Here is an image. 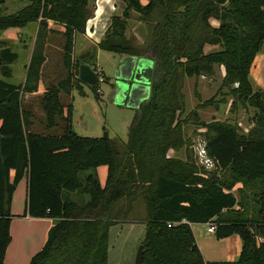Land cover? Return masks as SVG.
I'll list each match as a JSON object with an SVG mask.
<instances>
[{"label":"trees","instance_id":"16d2710c","mask_svg":"<svg viewBox=\"0 0 264 264\" xmlns=\"http://www.w3.org/2000/svg\"><path fill=\"white\" fill-rule=\"evenodd\" d=\"M21 1V10L0 15V33L38 26L23 84L8 82L18 54L0 41V264L11 242L13 195L25 175L22 217L53 222L29 264H107L108 231L117 224L144 225L142 264H264V96L249 80L264 44V0H119L124 11L111 18L96 48L154 62L150 96L135 112L125 143L106 134L80 137L72 129L73 92L84 95L78 68L87 65L77 62L75 44L93 17L91 0ZM132 19L147 29L137 48L127 39ZM54 34L63 41L64 78L44 87L38 132L24 96L43 84ZM215 66L224 69L218 92L234 99L232 109L255 111L247 133L227 122H201L200 109L218 110L224 100L202 102L197 92V107L182 118L185 79L210 76ZM89 88L98 96L97 83ZM189 122L204 130L213 165L206 176L189 155L184 161L168 155L187 144L183 126ZM103 166L104 187L97 175ZM238 185L239 199L233 194ZM199 224L214 225L219 240L238 236V260L205 262L190 227Z\"/></svg>","mask_w":264,"mask_h":264},{"label":"rangeland","instance_id":"374dc122","mask_svg":"<svg viewBox=\"0 0 264 264\" xmlns=\"http://www.w3.org/2000/svg\"><path fill=\"white\" fill-rule=\"evenodd\" d=\"M1 2L2 0H0ZM24 6L25 3L21 0H3L0 4V15H12ZM136 25L138 23L132 19L127 28V39L133 48L140 46V43L143 42L147 33V29L143 28L142 25L139 24L140 26L138 25V28ZM37 29V24L31 23L23 28H9L0 33V40L10 39L9 42L4 44L9 45L13 52L18 54V60L13 65L12 78L8 81L9 83H20L21 76L24 74V70L21 71L20 69L25 64V55L23 53L20 54V51L25 50L24 45L26 43L30 44L36 38ZM52 30L56 33L59 32V28L54 25L52 26ZM96 32H98L97 29L94 31L95 38H97L95 35ZM95 38L94 40H96ZM76 40L75 50L77 52L83 48L86 39L82 35H79ZM62 44V38L58 34H54L49 39L46 52L48 61L43 69L42 75L43 84L41 86L43 89L44 87L55 85L64 78ZM213 51L215 49L206 50L207 53ZM121 56L120 54L97 49L95 65L103 70L106 81L105 83L98 84L97 88L102 92L101 95L97 94L98 96L85 85H82L83 96L79 94L78 90H74L71 124L73 132L76 135L87 138H101L106 134L110 139H118L123 143L127 141L128 129L135 115V111L113 104L115 91L114 77L118 70ZM257 58L253 62L249 80L253 90L261 92L264 96V44ZM223 76L224 69L215 66L213 67V74L210 76H202L198 79H185L183 87L185 111L182 118L186 117L190 111L197 107L198 101L195 97V92H197L202 102L214 98V104H216L224 100V104H221L218 110L213 107L200 109L198 115L201 122L209 123L212 120L227 122L239 126L241 133H247L252 127L251 118L255 111L249 107L242 108L240 106L237 109H232L231 106L234 99L226 95V90L218 92ZM40 98L41 96L24 100L23 105L26 107L29 105L32 106L35 114L36 131L43 132V128L41 125L39 126L40 121L44 120V114L40 106ZM60 99L63 105L69 103V98L63 94L60 95ZM117 99L120 100V98ZM183 130L187 144L177 153L179 154L177 158L184 161L187 155H189L192 163L201 171V175L205 174L206 176L212 173L213 168L204 164L197 154L199 148H203L205 145L204 130L193 125L192 122L183 126ZM169 156L175 157L176 154L170 153ZM107 174L108 168L106 166L97 169L99 183L102 187L106 185ZM25 194L26 184L24 181H20L13 195L15 201L14 212H18V214H23L24 212ZM233 194L239 199L240 196L237 189L233 190ZM206 228L207 226L202 224L192 227L202 257L206 261H224L225 259L221 254L223 255L228 248L227 242L225 240H216L215 235L207 234ZM43 232L42 236H44L43 239L45 238L46 242L48 232L46 233L45 231L44 235ZM143 239V224H117L111 226L108 231L107 264H134L136 253ZM9 264L15 263L11 262Z\"/></svg>","mask_w":264,"mask_h":264},{"label":"crops","instance_id":"0c3cea01","mask_svg":"<svg viewBox=\"0 0 264 264\" xmlns=\"http://www.w3.org/2000/svg\"><path fill=\"white\" fill-rule=\"evenodd\" d=\"M91 1L92 2H90L89 7L92 8L93 10V17L87 22L85 34L82 35L86 39V43L84 44L83 48H81L80 51L76 52L75 50V57L77 59V62L81 64H87L90 67H91V64L93 63L95 64L96 62V55H97L96 47L103 40L105 32L110 25L111 18L114 16H120L122 12L124 11V5L119 0H91ZM141 2L142 4H146L144 0H142ZM129 24L130 22H128V26ZM138 25H136L137 28H138ZM52 26L53 24L50 23L49 29H52ZM57 27L59 28V32L62 31L61 27L59 26ZM96 29L98 30V32L95 33L97 38L94 37V31H96ZM94 38L96 40H94ZM9 40L5 39V40H0V41L9 42ZM34 43H35V38L32 41V43L30 44L26 43L24 45L25 50L20 51V54L23 53V55H25V64L22 65L23 67L20 69L21 71L24 70V74L21 76L20 83L16 85L23 84L26 79V71H27V67L30 62ZM75 47H76V44H75ZM258 55L256 56L255 59H258L257 58ZM137 59L151 60L149 58H137ZM119 62L120 63H119L118 70L116 71V74L114 77V82L119 81L123 83L129 78L128 69L131 66V62L129 61V57L127 56H121ZM13 65L11 66L12 73H13V69H12ZM43 92H44V89L40 84L38 87V91L33 94L25 95L24 100H28L29 98L40 97L42 96ZM147 94L150 95V91L147 92L146 88L144 87H140L139 89H137L131 97L129 96L123 97L120 93L114 92L113 104L118 105L120 107H126L136 112L140 108V106L145 102L144 99L146 98ZM117 98H120V100H118ZM121 101H123L124 103L123 105L119 104ZM128 104L130 105L129 107L127 106ZM170 153L175 155V153H173L172 151H170L168 155ZM178 155L179 154H176V156ZM13 176H14V172H11L10 173L11 180L13 179ZM21 181L22 182L24 181V183L27 184L26 175L23 176ZM239 187L240 185H238L235 189H238ZM25 198H26V194H25ZM14 202L15 201L13 199L11 207H10V214L13 216L11 220V224H10L11 242L6 250L4 264H7V263L9 264L11 262H14L15 264L29 263L31 258L36 253H38L44 245L45 238L43 239L44 236H42V232L46 231L47 233L52 227L53 222L52 220H49V219H30L27 217L23 218L22 217L23 214H18V212H14V207H15ZM202 225L207 226L206 228V232H207L208 224H202ZM193 226L194 225L190 226L191 230ZM44 232H43V235H44ZM192 233H193V230H192ZM210 235H215V234H210ZM193 236H194V233H193ZM194 238L196 241V237ZM216 240H219V239H216ZM221 240H225L228 246V248L225 250V253H223V255L221 254V256H223L225 259L222 262H236L239 258L241 248H242V243H241L240 238L234 235L229 238L221 239ZM196 244L200 251V248L197 242ZM16 251H17V254H16ZM204 261L205 262H221V261H214V260L206 261L205 259Z\"/></svg>","mask_w":264,"mask_h":264},{"label":"water","instance_id":"95a60500","mask_svg":"<svg viewBox=\"0 0 264 264\" xmlns=\"http://www.w3.org/2000/svg\"><path fill=\"white\" fill-rule=\"evenodd\" d=\"M129 61L131 62V66L128 69L129 78L123 83L115 81L114 92L120 93L123 97H131L140 87L146 88L147 92H149L151 89L150 86L154 71V62L133 57H129ZM78 80L82 85L93 87L97 82V76L90 66L80 65L78 68ZM148 94L144 99L145 102L148 100V96H150ZM119 104L123 105L124 103L121 101ZM127 106L129 107L130 105L128 104ZM142 258L143 246L141 245L136 253L134 264H142Z\"/></svg>","mask_w":264,"mask_h":264},{"label":"built area","instance_id":"2783aa9c","mask_svg":"<svg viewBox=\"0 0 264 264\" xmlns=\"http://www.w3.org/2000/svg\"><path fill=\"white\" fill-rule=\"evenodd\" d=\"M94 73L97 76V82H96L97 86H98V84L105 83V78H104L105 76H104V74L100 68L96 67V70L94 71ZM97 94L98 95L102 94V92L98 88H97ZM197 154L200 157V160H202L204 162V164L209 165L213 168L212 162L207 158L206 151H205V145L203 148H199ZM168 227L170 228L171 225H168ZM207 233H209V234L215 233L214 225L208 224Z\"/></svg>","mask_w":264,"mask_h":264}]
</instances>
